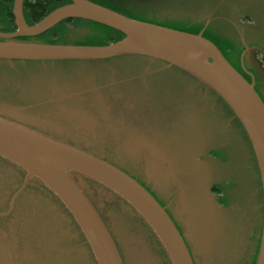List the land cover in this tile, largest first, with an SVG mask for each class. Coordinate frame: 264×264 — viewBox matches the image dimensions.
<instances>
[{"label": "water", "instance_id": "1", "mask_svg": "<svg viewBox=\"0 0 264 264\" xmlns=\"http://www.w3.org/2000/svg\"><path fill=\"white\" fill-rule=\"evenodd\" d=\"M22 6L23 0H13L16 29L0 32V59L102 60L127 54L147 55L181 68L225 101L243 126L259 169L263 219L255 264H264V101L253 83L229 63L215 43L203 36V30L191 33L140 20L92 0H70L28 24ZM67 18L105 25L121 32L123 37L104 45L46 43L35 39ZM113 84L111 81L108 87L113 93L109 99L125 100L124 105L130 109L146 106L143 102L152 99L138 97L129 87L124 89L130 92L122 95ZM93 91L94 99L107 100L98 89ZM113 109L111 105L95 106L107 121H112ZM188 123L190 126L182 129L183 134L173 128L169 129L172 134L125 139L123 143L128 152L146 159V176L157 188L176 187L175 214L185 226L191 252L165 208L135 178L103 157L52 136L54 131L59 134V129L92 133L98 118L85 108L44 106L34 114L0 102V155L19 164L28 176L41 181L59 198L78 224L96 264H153L154 260L140 230L122 222L116 225L122 242L120 254L90 200V182L108 188L133 207L171 264H229V250L222 247L221 241L229 224L209 191L208 166L199 160L207 141L193 133L202 130L194 129L192 118ZM19 207L11 231L0 234V264H79L78 255L64 246L71 231L61 230L64 218L57 206L41 193L24 190L19 191Z\"/></svg>", "mask_w": 264, "mask_h": 264}, {"label": "flooded vegetation", "instance_id": "2", "mask_svg": "<svg viewBox=\"0 0 264 264\" xmlns=\"http://www.w3.org/2000/svg\"><path fill=\"white\" fill-rule=\"evenodd\" d=\"M129 9L143 7L147 19L160 23L167 18L159 13L175 12L200 16L203 33L213 34L217 47L229 63L253 83L264 101V0H122ZM185 21H190L188 18ZM204 26V27H203ZM80 27L74 31H81ZM200 30V31H201ZM70 29L68 30V32ZM222 45V46H220ZM90 81L91 83H86ZM122 95L125 87L146 96V106L126 107L125 100L109 99L110 82ZM107 82V83H106ZM106 83V84H103ZM147 85L148 90H145ZM98 89L107 100L94 99ZM0 102L38 113L44 106L83 107L98 118L89 133L57 130L53 137L112 162L142 184L163 206L182 235L189 251L192 244L185 226L175 214L176 187L157 188L146 176V159L128 152L123 140L165 136L169 129L189 127L207 141L199 156L208 166L209 191L228 221L222 233V247L229 250L230 264H255L263 219V191L258 165L248 136L231 108L211 88L181 68L147 55H122L102 60H8L0 59ZM111 105L112 121L99 115L95 106ZM111 111V110H110ZM193 118L196 120L194 122ZM217 122L215 123V121ZM24 123V122H23ZM30 128L33 124L24 123ZM95 132V133H94ZM152 142V140H150ZM0 234L11 231L19 212V191L41 193L61 211L62 231H71L64 246L71 248L79 264H96L88 253L84 236L73 216L59 198L17 163L0 155ZM90 200L107 226L122 254L116 225L128 223L140 230L149 245L155 264H171L163 247L133 207L108 188L90 182ZM77 253V254H76ZM89 259V260H88Z\"/></svg>", "mask_w": 264, "mask_h": 264}, {"label": "trees", "instance_id": "3", "mask_svg": "<svg viewBox=\"0 0 264 264\" xmlns=\"http://www.w3.org/2000/svg\"><path fill=\"white\" fill-rule=\"evenodd\" d=\"M101 5L107 6L127 16L138 18L140 20L150 21L156 23L152 19H147L145 15L134 13V10L129 9L127 3H123L122 0H92ZM70 2V0H23V15L28 24H33L41 20L52 9ZM13 0H0V29L5 32H11L16 29L14 18L12 14ZM189 22V21H187ZM85 24L90 29L84 38L75 42V44L82 45H104L109 42L119 40L123 37V34L113 28L105 25L81 19V18H67L63 19L50 29L35 36V39L46 43H62L61 40L65 37V31L68 25ZM158 24L165 25L171 28L184 30L191 33H198L202 25H187L188 23H173L166 20L158 22ZM203 36L211 40L216 45L219 44L213 34L206 29ZM20 39H29V37H18Z\"/></svg>", "mask_w": 264, "mask_h": 264}, {"label": "rangeland", "instance_id": "4", "mask_svg": "<svg viewBox=\"0 0 264 264\" xmlns=\"http://www.w3.org/2000/svg\"><path fill=\"white\" fill-rule=\"evenodd\" d=\"M134 10V13H139V14H143V11H145V8L143 7H136V9H132ZM158 15L162 16L163 18H167L166 21L168 22H173V23H181L182 22H186L188 23L187 25H200L201 23L199 22H196V21H191L192 19L193 20H197L200 16H187L185 14H178V13H175V12H166V13H159ZM190 19L189 22L185 21L187 19ZM86 25L85 24H75V25H68L66 31H65V37L61 40L62 43H72V44H75V42H78L79 40H81L82 38H84V35H86L88 32H90V29L87 27L86 29L84 30H81L80 32L79 31H74L80 27H85ZM204 27V26H203ZM70 29V31L68 32V30ZM0 32H5L4 30H1L0 29ZM222 46V45H220ZM217 122V120L215 121V123ZM117 233H119V231H117ZM143 240L147 243V241L144 239L143 237ZM122 245V243H121ZM148 245V243H147ZM148 251H149V245H148ZM229 257H230V253H229ZM154 262V261H153ZM156 263V262H155ZM153 263V264H155ZM230 264V262H229ZM237 264H239V261H237Z\"/></svg>", "mask_w": 264, "mask_h": 264}]
</instances>
